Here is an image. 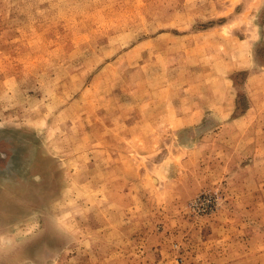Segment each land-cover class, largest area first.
Masks as SVG:
<instances>
[{
	"label": "rangeland",
	"instance_id": "374dc122",
	"mask_svg": "<svg viewBox=\"0 0 264 264\" xmlns=\"http://www.w3.org/2000/svg\"><path fill=\"white\" fill-rule=\"evenodd\" d=\"M0 264H264V0H0Z\"/></svg>",
	"mask_w": 264,
	"mask_h": 264
}]
</instances>
